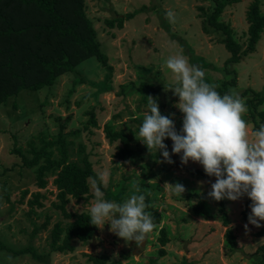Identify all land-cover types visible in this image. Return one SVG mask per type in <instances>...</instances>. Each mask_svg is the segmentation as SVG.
<instances>
[{
  "label": "rangeland",
  "instance_id": "374dc122",
  "mask_svg": "<svg viewBox=\"0 0 264 264\" xmlns=\"http://www.w3.org/2000/svg\"><path fill=\"white\" fill-rule=\"evenodd\" d=\"M251 1L240 0L227 6L220 17L233 28V36L243 45L242 49L247 38L245 12ZM200 5L205 8L206 15L211 8L206 1L85 0V13L93 22L101 51L112 66L108 83H105L108 70L103 69L95 57H90L82 61L75 72L59 76L52 86L40 90L22 89L1 105L0 241L12 250L29 245L39 256L36 258L30 252L13 254L0 248V264H92L86 256L90 253L108 254L109 260L115 264H258L264 253L261 249L264 236L256 233L264 227V221L260 222L262 226L259 228L248 223L251 201L247 195L237 201L224 199L230 221L227 226L222 225L219 205L212 198L206 201L211 218L196 216L192 206L199 196L211 191L215 177L196 173L197 170L204 172L199 163L189 161L182 164V154L172 153L170 138L164 143L174 161L172 164L161 162L163 156L160 152L153 150L149 153L146 145L137 139V128L148 111V96L156 99L162 115L173 119L177 132L182 128L183 114L174 106L178 102L172 90L176 82L165 64L169 56L182 54L192 65L190 55L178 37L192 47L193 53L200 58L198 62L203 61L198 68L203 70L204 78L210 83L218 84L232 74L226 75L223 69L230 56L220 42L225 36L211 28L209 32L203 30L197 9ZM140 8L134 17L123 21L122 27L109 28L106 25L105 21L117 13L126 14ZM261 9H264V0H261ZM168 11L175 14V23L167 19ZM229 67L235 68L238 76L237 86L232 91L239 95L246 87H253L264 97V32L254 52L243 57L238 65ZM140 69L143 73H139ZM74 78H79L80 82L69 94ZM141 82L152 84L153 88L145 87L139 91L137 86ZM91 109L98 127L85 128ZM107 123L129 134L131 146L140 151L139 157L114 158L119 142L108 141L103 131V125ZM61 124H64L62 132L69 148V160L79 161L83 155H88L97 174H109L107 186L102 184L104 200L122 204L131 195L139 194L135 193L136 185L140 186L141 193L149 196L151 203L148 209L151 210L148 212L152 217L160 214L161 221L154 222L156 227L143 244L125 242L110 231V224H105L103 229L97 228L92 244L91 239L87 243L74 239L71 242L73 251H51L50 233L54 224L60 221L67 225L73 220L65 218L52 204L56 200V190L52 185L56 171L47 174L48 185L40 189L45 195L41 199L43 207H35L36 211L28 215L29 205L25 201L30 195L22 203L18 200L21 190H38L35 175L22 165L20 157L12 150L19 148L31 157V146L39 148L42 136L45 141L54 138L61 130ZM248 128L251 134V123H248ZM80 147L83 148L81 153ZM166 182L180 183L186 190L182 196L170 194L164 188ZM6 192L10 201L5 197ZM94 202L91 180L88 200L76 202L71 199L67 211L90 214ZM47 217L50 218L47 227L33 235L35 225L40 226ZM245 224H248V230ZM161 226L166 227L170 241L165 246L166 254L159 256L157 237ZM229 227L236 235L235 251L230 250L224 238Z\"/></svg>",
  "mask_w": 264,
  "mask_h": 264
},
{
  "label": "trees",
  "instance_id": "16d2710c",
  "mask_svg": "<svg viewBox=\"0 0 264 264\" xmlns=\"http://www.w3.org/2000/svg\"><path fill=\"white\" fill-rule=\"evenodd\" d=\"M197 1H206L211 4L210 11L206 15L205 8L202 5L197 6L200 14H203V16L199 14L203 30L209 32L214 29L224 34L225 37L221 38L220 42L230 53L224 62L223 69L228 76L232 73L231 76L218 84L210 83L204 78L206 83L214 86L216 91L223 95L232 92V88L237 86V71L229 66L238 65L243 57L253 53L264 32V9H261V0H252L249 3L245 12L247 38L245 47L242 49L243 45H240L234 38L233 28L230 24L220 20L223 10L240 0ZM144 7L142 6V8ZM142 8L126 14L117 13L105 21L106 25L109 28L115 26L120 28L124 20L131 19ZM172 34L175 35V33ZM178 38L187 50L185 52L190 55L189 60L192 65L198 67L203 64L202 60L198 62L200 58L193 53L192 47L181 37ZM90 57H95L101 67L108 70L105 79V83H108L112 66L108 63L107 55L101 51L93 22L85 13V0H0V107L9 97L17 95L22 89L40 90L43 87L52 86L59 76L75 72L79 64ZM139 73H143V71L140 69ZM79 82V78H74L69 94L73 92L74 86ZM174 85L176 86V84ZM121 86L123 87V85ZM145 87L153 88L152 84L141 82L137 89L142 91ZM154 90L156 91V89ZM239 96L246 103L248 109L247 115L244 117L245 121L247 124H252L253 130H258L264 124L263 93L253 87H246ZM142 99L145 101L144 97ZM174 99H178V97L175 96ZM88 114L85 128L98 127L93 109L88 111ZM63 128L64 124H61V130L48 141H45L42 136V144L39 148L31 146L29 150L31 157H27L19 148L12 150L20 157L22 165L32 170L35 175V185L38 190L29 192V189L25 188L21 190L18 200L22 203L25 197L30 195L25 201L29 205L28 215L36 211L35 207H43L41 199L45 195L40 192V189H44L48 185L47 174L56 171V176L52 180V185L56 190V200L52 204L65 218H73V220L67 225L60 221L54 224L50 233V248L53 252L73 251L72 240L76 239L87 243L92 238L94 231L97 230V227L90 223L89 213L67 211V204L71 199L76 202L88 200L90 181L96 179L98 174L94 171L88 155H83L79 161L69 160V148L62 132ZM75 131L78 132V130ZM103 131L110 143L119 142L114 158L124 160L140 156L139 149L131 146V138L124 129H116L107 123L103 125ZM137 131H139V127ZM82 151L83 148L80 147L79 153ZM196 173L209 177L200 170H197ZM103 189L101 184V190ZM209 192L199 196L195 205L192 206V211L196 216L203 215L206 218H211L212 215L206 208V201L210 198ZM145 196L150 206L151 200L147 194ZM5 197L10 201L7 192ZM216 202L219 205L222 225L227 226L230 221L224 199ZM148 208L146 210L150 211L151 208ZM153 218L155 223L161 221V215L158 213ZM49 219L47 217L40 226L35 225L32 234H36L39 229H45ZM158 232V254L161 256L166 254L165 246L170 239L166 227L161 226ZM256 235L264 236V227ZM224 238L228 242L230 250L235 251L237 241L231 227L226 229ZM0 248L13 254L30 252L36 258L39 256L29 245L12 250L0 241ZM261 249H264V244ZM86 256L92 264H115L114 261L109 260L108 254L90 253ZM263 262L264 253L258 264H263Z\"/></svg>",
  "mask_w": 264,
  "mask_h": 264
},
{
  "label": "clouds",
  "instance_id": "9594fccd",
  "mask_svg": "<svg viewBox=\"0 0 264 264\" xmlns=\"http://www.w3.org/2000/svg\"><path fill=\"white\" fill-rule=\"evenodd\" d=\"M170 23L175 14L166 13ZM176 82L172 88L178 102L174 105L183 114L182 128L177 132L174 121L162 115L155 98L148 96V104L139 127L137 139L151 153L160 152L163 161L174 163L164 140L173 142L172 153L182 154L181 163L189 161L202 165L205 174L215 177L208 196L215 201L225 198L237 201L247 195L251 200L248 223L259 228L264 221V124L249 134L243 118L248 109L234 91L221 95L204 81V72L190 65L182 54L169 56L165 62ZM174 115V114H172ZM107 172L92 180L95 202L90 207V223L100 229L110 224V231L125 242L139 245L155 229L149 205L139 185L135 193L122 204L103 199L101 184L107 186ZM148 182H151L148 181ZM170 194L182 196L185 187L165 183ZM248 230V224L244 225Z\"/></svg>",
  "mask_w": 264,
  "mask_h": 264
},
{
  "label": "water",
  "instance_id": "95a60500",
  "mask_svg": "<svg viewBox=\"0 0 264 264\" xmlns=\"http://www.w3.org/2000/svg\"><path fill=\"white\" fill-rule=\"evenodd\" d=\"M95 234H96V231H94V233H93V235H92V238H91V243L90 244H92L93 242H94V240H95ZM134 241V240H133ZM133 241H132V243H133ZM131 243V244H132ZM141 244H143V241L141 242Z\"/></svg>",
  "mask_w": 264,
  "mask_h": 264
}]
</instances>
